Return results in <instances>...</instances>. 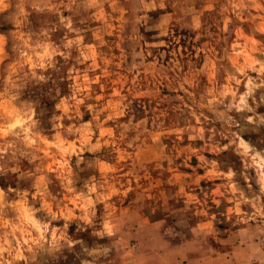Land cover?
Segmentation results:
<instances>
[{"label": "rangeland", "instance_id": "374dc122", "mask_svg": "<svg viewBox=\"0 0 264 264\" xmlns=\"http://www.w3.org/2000/svg\"><path fill=\"white\" fill-rule=\"evenodd\" d=\"M0 264H264V0H0Z\"/></svg>", "mask_w": 264, "mask_h": 264}]
</instances>
